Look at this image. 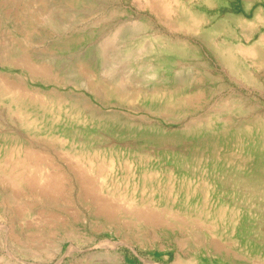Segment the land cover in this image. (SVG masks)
<instances>
[{
  "label": "rangeland",
  "instance_id": "374dc122",
  "mask_svg": "<svg viewBox=\"0 0 264 264\" xmlns=\"http://www.w3.org/2000/svg\"><path fill=\"white\" fill-rule=\"evenodd\" d=\"M166 1L0 0V72L32 90L85 93L93 102L78 115L69 103L33 108L36 117L0 97V146L26 139L49 156L45 173L69 175L54 195L14 190L0 177L8 201L0 203V264H264V66L252 65L255 53L246 52L236 72L186 6ZM261 3L196 8L206 13L207 30L229 15L250 20ZM233 28L228 39L246 48L264 33L261 23ZM153 34L187 39L201 51L139 52L157 43ZM151 66L159 67L155 77ZM40 68L50 75L36 74ZM102 83L123 87V95H108ZM163 92L172 95L169 105ZM24 118L37 127H25ZM72 165H93L91 177L104 186L95 197ZM11 193L21 195L12 200ZM126 193L136 213L125 211ZM97 198L121 211H100ZM24 206L26 217L16 212ZM151 209L171 214V226L133 217Z\"/></svg>",
  "mask_w": 264,
  "mask_h": 264
},
{
  "label": "bare ground",
  "instance_id": "6f19581e",
  "mask_svg": "<svg viewBox=\"0 0 264 264\" xmlns=\"http://www.w3.org/2000/svg\"><path fill=\"white\" fill-rule=\"evenodd\" d=\"M218 1L220 0H167L166 6L169 5L170 7L172 4L174 5L177 2H181L184 6H186L187 11H188V16H190L191 18L195 20V22H197L198 30L202 31L200 35L203 38L205 37L204 39L217 52L219 51L222 52L226 63L236 72H240L243 69L244 63H243V60L241 59H242V55H244L246 52L255 53V54H252L253 55L252 65H255L256 67H263L264 66V33L260 35L258 41L252 47H247V48L244 47L242 44H237L233 42L232 40H229L228 37L232 36L233 34L232 31L234 29L233 27L236 23L237 24L240 23L241 26H243V24L245 23H247L249 26L250 25L254 26V25H257L258 23L264 24V0H262V3H261L262 5L255 10L254 16L250 20H248L247 18H245V16L240 15V14L239 15L237 14L229 15L226 18H224V20L222 21L219 20L218 23L213 24L212 27L206 30L204 28L203 23L205 22V20L208 19L207 15L205 12L199 11V9H197L196 7H198V5L201 6L203 4H206V5L215 4ZM48 20H51V18H48ZM255 27L257 28V26ZM26 29L30 31L31 26L28 24L26 26ZM220 32H224L226 35V40H224L221 43H220ZM117 35L120 36L119 32ZM217 36H219V38H217ZM150 37L153 38V41H157V43L150 41L149 44L147 45H141L138 48L139 52H142L144 54H160L161 53V54H175L176 55V54H182V52H188L189 50L196 54L200 53L201 51L200 47L197 48L187 39L174 40L171 37L163 35V34H153ZM207 38H209L210 40L209 39L207 40ZM105 50L103 51L105 52ZM257 53L258 55H256ZM76 65H77L76 69L79 72H83L86 74L87 69L85 68L86 63L84 61H79ZM41 68L39 71H37V73L36 72L35 73L40 74L44 77L45 76L47 77L50 75L48 74L49 73L48 70L46 71L45 69H41ZM247 71L248 69L246 70V72ZM158 72H159L158 66H151V68L148 71V74L151 77H155L158 74ZM250 75L252 77V74ZM262 76H264V73L262 74ZM44 80L46 79L44 78ZM102 84L108 95L116 96V97L120 96L121 94L123 95V92H124L123 87H117V86L109 87L108 85L106 87L105 83H102ZM88 88H90L91 90L93 89L92 86ZM81 94L82 93H80L79 95H75V96L67 95L57 89L46 91L43 88H37V89L32 90L30 89V87L24 86L22 84H18L15 80L11 79V76H9L8 74L0 72V97L9 98L10 103L15 104L19 110V113L21 114L28 113V112L30 113L32 112L31 109L33 108H39V109L45 110V108L50 107L51 105H56L58 106L59 109H61V107L64 106L65 103H69L70 107L72 106L73 108H75L76 115H78L77 113H80V111H82V108L90 109L92 108V104H93V102L91 101L88 95H86L85 93H83L82 95ZM162 97H165L166 104L168 105L170 104L169 102L172 101V95L170 94H166L163 92ZM35 116L38 117V114ZM23 120H24L25 127H27L28 129L32 130L37 127V126H33L35 124L34 120H29L28 118L27 119L24 118ZM33 145L34 144L32 142L30 143L26 142V139L21 140V142L18 141L17 139V141H15V143H12V145L10 146H7V145L0 146V177L2 176V178L5 181L10 182L12 184L11 187L13 186L12 189L14 190L23 186V187H30V188L39 187L41 188V190L44 189V190H48V192L52 191L53 193H55V191L56 192L60 191L57 189L63 186V183H64L63 178L68 180V177H69L68 173L64 171L63 173L56 172L53 175V177L45 173L47 167L51 166L50 158L49 156H42V154L38 153V151L35 150ZM71 167L77 173L80 183L82 184L83 188L86 190V194H89L95 197L98 193V189H102L104 187L102 185L97 184L96 179L91 177L90 174L95 170L93 168V165H90L89 167H85V168L82 165L81 166L72 165ZM102 174H105L104 177L106 178V176L108 175L107 170L105 169V172H102ZM63 175L65 176L63 177ZM105 178L100 179V180H105ZM3 183L1 182L0 186ZM53 193L52 195H54ZM10 195H12L13 197L12 200H15L17 199L16 197L20 196L21 194L18 195L16 193H11ZM125 196L126 197L125 198L123 197V200H125L128 203L127 209L125 211L132 213L134 211L130 208L135 205L136 200L132 196H127V193L125 194ZM4 198L5 196H3L2 193H0V203L3 206H5V204L8 202V201L7 202L4 201L5 200ZM99 199L97 198L96 202L99 203L100 206L102 207L104 206L103 209L100 207L101 208L100 211L102 210L106 211L107 208H109L108 210H111L114 213L121 211V209H118L119 207L118 208L112 207L113 204L112 206L109 207L110 204L109 205L107 204L109 202L107 201L104 202ZM122 209L124 210V208ZM16 212H20V214H23V216L26 217V215H28V213L30 212V207L24 206L21 209L19 207L17 208ZM111 214L112 213L110 212V215ZM169 215L156 212L155 210L151 209V210H147L143 212L142 214H138L136 216L133 215V217L135 219H143L144 221L146 220L149 223H154V224L156 223V224H162V225L169 224L171 226L173 221H171V217ZM182 221L183 220H181L180 222L182 223ZM180 222L179 224L182 227L183 225ZM8 230H10L8 232H10V234L13 235L14 238H16V236L18 235V231H16L15 228L11 226H10V229ZM216 245L219 246L218 243ZM218 248H220V246ZM189 264H199V263L195 259H191Z\"/></svg>",
  "mask_w": 264,
  "mask_h": 264
}]
</instances>
